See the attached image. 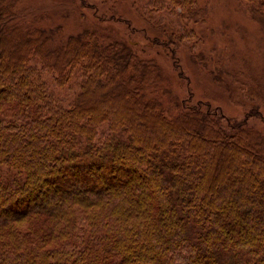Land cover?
Masks as SVG:
<instances>
[{
	"label": "trees",
	"instance_id": "1",
	"mask_svg": "<svg viewBox=\"0 0 264 264\" xmlns=\"http://www.w3.org/2000/svg\"><path fill=\"white\" fill-rule=\"evenodd\" d=\"M147 11L197 22L208 6ZM63 29L0 0V264H264V83L229 118L169 92L131 40Z\"/></svg>",
	"mask_w": 264,
	"mask_h": 264
},
{
	"label": "rangeland",
	"instance_id": "2",
	"mask_svg": "<svg viewBox=\"0 0 264 264\" xmlns=\"http://www.w3.org/2000/svg\"><path fill=\"white\" fill-rule=\"evenodd\" d=\"M10 1L18 9L29 10L40 26L62 25L64 37L91 28L105 37L131 40L143 56L161 67L169 92L219 107L229 118L243 120L254 108L251 91L258 80L264 83V17L255 19L243 0H200L208 13L197 22L170 11L146 12L149 0H85L90 5L86 7L83 0ZM189 29L196 36L188 38ZM46 77L53 84L54 76ZM159 92L165 96L162 88ZM60 93L70 96L66 90ZM261 106L264 116V101ZM250 121L264 130V121ZM136 177V183H141V177ZM38 201L39 197L29 206H39ZM141 258L134 256L132 263L154 264Z\"/></svg>",
	"mask_w": 264,
	"mask_h": 264
}]
</instances>
